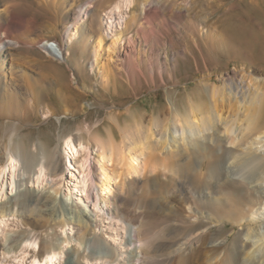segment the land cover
Returning <instances> with one entry per match:
<instances>
[{"label": "bare ground", "instance_id": "bare-ground-1", "mask_svg": "<svg viewBox=\"0 0 264 264\" xmlns=\"http://www.w3.org/2000/svg\"><path fill=\"white\" fill-rule=\"evenodd\" d=\"M190 2L169 8L161 0H69L63 47L73 51L90 42L87 63L109 92L117 82L135 93L144 84L165 87L166 81H178L171 35L178 38L184 30L172 19L181 18ZM106 11L128 15L107 46L109 72L98 67L103 34L92 41L86 34L96 13ZM48 42L40 41L41 48ZM15 48L17 42L0 39V264L8 258L10 264H61L66 244L73 241V264L87 259L114 263L120 257L122 264H264L261 77L239 78L232 72L217 87L205 85L206 98H190L185 112L172 101L158 113L135 114L131 106L111 112L106 138L65 134L54 146L28 144L14 140L26 136L21 109L14 111L3 101L11 85L6 59ZM58 48L56 60H67L69 53ZM182 52L188 56L186 49ZM83 130L91 135L89 127ZM89 150L95 156L88 165ZM77 151L82 158H77L76 187L96 212L73 199L69 203L59 186L53 191L28 187L41 185L47 174L59 176L64 160L75 158ZM5 187L12 195L3 200ZM10 217L29 230L6 233ZM99 217L117 219L113 233L124 240L125 252L97 235ZM69 225L76 234L62 237L58 230Z\"/></svg>", "mask_w": 264, "mask_h": 264}, {"label": "rangeland", "instance_id": "rangeland-1", "mask_svg": "<svg viewBox=\"0 0 264 264\" xmlns=\"http://www.w3.org/2000/svg\"><path fill=\"white\" fill-rule=\"evenodd\" d=\"M161 1H166L169 8L184 4V0ZM190 1L183 10L182 17L178 20L172 19L184 28L178 38L174 34L171 35L174 41L173 51L178 55L175 71L178 81H166L165 87L157 88L144 84L142 89L135 93L126 85L121 88L120 82L114 84L116 81L113 82L111 92L100 86L96 69L91 70L87 63L91 51L90 42L87 46H82L83 48L77 46L73 51L63 47V29L69 22L67 18L70 9L69 0H0V19H2L0 39L17 42V48L8 51L10 56L6 59L5 76L11 85H8V92L3 96L5 104L11 106L14 111L19 109L22 111L19 117L25 124L22 134L26 136L18 135L14 140H25L28 144L42 141L47 146H54L58 138L65 134H83L88 138L95 137L94 135L99 133L106 138L112 123L111 112H123L128 106L132 107L135 114L145 110L158 113L169 101H172L179 111L185 112L190 98L196 101L206 98L205 85L210 89L217 87L222 84V79L232 76V72L237 73L238 77L252 79L261 77L264 83V0ZM107 11L109 13V10ZM107 11L96 13L95 18L90 21L91 25L89 23L86 34L91 41L95 40L98 34H103L105 45L99 52L98 67L109 72L107 46L113 35L118 32L117 29L124 27L125 19L122 20V17L126 18L128 15L123 12L120 15H110ZM20 27L22 28L18 29ZM180 37L182 40L179 39ZM43 40L49 41L45 44L47 49L40 46V41ZM58 47L69 53L67 60H56L55 56L61 54ZM184 49L187 51V57L182 54ZM35 94L39 98H36ZM124 121L125 118L121 116L119 122ZM262 123L264 124V116ZM1 126L0 137L3 132ZM88 127L91 129L90 136H86V131H81L82 128ZM89 152L88 165L95 156L93 150ZM70 158L64 160L61 176L51 177L47 174L41 185L31 182L28 187L34 190L49 188V191H53L59 186V190L69 203L73 199L80 203L81 207L96 212L91 200L81 196L76 187L80 178L77 170L80 165L78 159L80 160L82 155L77 151L76 159ZM59 179L61 182L58 181L60 185H57L56 181ZM6 180L5 176L4 181ZM8 194L12 195L5 187L3 200ZM101 218L99 217L97 222V235L125 252L127 249L123 246L124 240H120L121 236L113 233L117 219ZM6 221V233L29 230L17 218L10 217ZM72 228L69 225L58 232L60 231L62 237L70 233L74 236L76 231ZM85 244L89 252L91 248L87 243ZM72 247H75L74 241L66 244L61 264H73L74 259L69 254ZM119 259L120 263L102 264H122L123 259L121 257ZM10 260L11 258H8L5 264H10ZM101 262L102 260L91 262L87 259L83 264H101Z\"/></svg>", "mask_w": 264, "mask_h": 264}]
</instances>
